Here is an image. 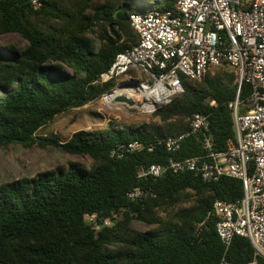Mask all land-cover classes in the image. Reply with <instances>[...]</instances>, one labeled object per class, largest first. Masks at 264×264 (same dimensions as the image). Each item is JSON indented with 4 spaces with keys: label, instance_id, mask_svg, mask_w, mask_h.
Instances as JSON below:
<instances>
[{
    "label": "trees",
    "instance_id": "obj_1",
    "mask_svg": "<svg viewBox=\"0 0 264 264\" xmlns=\"http://www.w3.org/2000/svg\"><path fill=\"white\" fill-rule=\"evenodd\" d=\"M133 0H47L33 10L27 0H0V39L16 34L25 47L0 42V148L51 147L72 156L91 159L88 168L69 163L0 185V264H220L224 246L211 219L199 232L196 225L215 200L242 198L239 180L203 182L192 173L165 174L139 179L141 165H162L202 153L189 136L177 153L156 146L152 152L112 158L117 144L155 141L187 132L192 114L206 115L215 151L234 140L232 110L238 85L227 68L209 70L200 81H185L184 93L151 114L152 122L125 130H80L66 142L38 136L57 116L88 105L108 92L113 83L100 76L115 56L138 41L129 22L114 12L143 14L150 7ZM171 9L176 0H162ZM250 0H240L246 8ZM114 33L117 38H114ZM65 69H69L71 73ZM242 83L239 101L249 95ZM210 99L214 105L206 103ZM243 111V110H242ZM157 120V122H153ZM136 186L147 195L130 200ZM185 205V206H184ZM87 214L99 219L116 215L109 227L94 231ZM151 226L141 232L132 222ZM253 248L235 237L226 252V264H246ZM264 264V260H259Z\"/></svg>",
    "mask_w": 264,
    "mask_h": 264
},
{
    "label": "built area",
    "instance_id": "obj_2",
    "mask_svg": "<svg viewBox=\"0 0 264 264\" xmlns=\"http://www.w3.org/2000/svg\"><path fill=\"white\" fill-rule=\"evenodd\" d=\"M27 1L33 10H39L47 0ZM128 22L138 41L115 56L99 79L100 83H113V87L91 103L134 109L150 116L184 93L183 80L200 81L209 70L227 68L238 85L236 99L229 105L234 140L227 142L224 151H215L208 117L195 113L187 132L155 141L117 144L110 156L122 159L152 152L156 146L174 154L187 137L197 139L201 154L170 159L162 165H141L138 178L192 173L207 183L222 178L239 180L242 198L236 202L215 200L196 230L215 219L224 256L235 237L246 238L254 251L246 264H260L259 260H264V0H250L246 8L240 0H176L171 9L155 10L152 6L143 14L132 13ZM243 82L250 91L241 102ZM118 97L133 106L115 102ZM206 103L215 104L210 99ZM146 195L136 186L127 197L134 201ZM116 219V215L99 221L96 214L85 216L94 231L111 226ZM224 256L220 264H226Z\"/></svg>",
    "mask_w": 264,
    "mask_h": 264
},
{
    "label": "rangeland",
    "instance_id": "obj_3",
    "mask_svg": "<svg viewBox=\"0 0 264 264\" xmlns=\"http://www.w3.org/2000/svg\"><path fill=\"white\" fill-rule=\"evenodd\" d=\"M133 1L136 9L141 11L140 1ZM141 1L149 6H154L155 10L161 9L160 4L163 3L162 0ZM0 42H8L17 47H25L27 44L25 40L16 34L4 36L0 39ZM65 70L71 73L69 69ZM151 122V117L140 114L137 110L107 107L100 102H95L57 116L46 127L38 131L37 135L43 137L53 136L61 142H66L72 134L80 130L87 132L106 130L110 125L117 130H125L145 123L150 124ZM153 122H157V120H153ZM71 162L78 163L88 169L91 165V159L88 157L82 158L64 154L51 147L40 148L35 145L24 148L20 145H10L5 149L0 148V185L22 178H32L38 173L53 171L59 167H67ZM132 227L141 232L152 228L137 221L132 222Z\"/></svg>",
    "mask_w": 264,
    "mask_h": 264
},
{
    "label": "water",
    "instance_id": "obj_4",
    "mask_svg": "<svg viewBox=\"0 0 264 264\" xmlns=\"http://www.w3.org/2000/svg\"><path fill=\"white\" fill-rule=\"evenodd\" d=\"M130 11V8L127 7L126 5H122L120 8H118L115 12H114V17L121 21V22H128V16L127 13ZM111 35L114 38H117V36L114 33H111ZM123 86L125 84H122ZM117 103H124L126 104L128 107H132L133 104L132 102H130L129 100L125 99L124 97H118L114 100Z\"/></svg>",
    "mask_w": 264,
    "mask_h": 264
}]
</instances>
